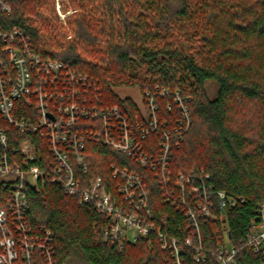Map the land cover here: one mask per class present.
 <instances>
[{
	"label": "trees",
	"instance_id": "trees-1",
	"mask_svg": "<svg viewBox=\"0 0 264 264\" xmlns=\"http://www.w3.org/2000/svg\"><path fill=\"white\" fill-rule=\"evenodd\" d=\"M8 1L11 13L0 10L4 33L18 28L43 58L95 78L105 103L131 117L140 107L117 89L138 87L143 95L154 94L156 87L180 91L192 122L173 147L171 179L208 174L214 190L238 201L226 209L215 205L208 218L200 219L198 233L180 207L165 202L155 174L143 168L156 228L181 241L183 264H218L212 251L226 241L238 248V264H264V257L244 242L257 204L264 201V0H63L67 9H76L67 22H60L51 0ZM5 46L0 37V61L8 58ZM209 81L218 84L214 98L206 89ZM157 99L161 118L180 116L177 106L167 111L170 98ZM5 126L0 113V129ZM8 135L9 152L22 141L39 139L15 128ZM42 144L35 161L41 167L49 158ZM88 147V176L102 174L114 182L109 164L120 154L102 144ZM25 215L33 230L43 226L55 233L58 264H175L155 232L123 246L105 241L98 231L110 220L92 204L79 205L50 180L28 185ZM198 235L207 252L200 262L195 249L184 244L189 236L197 243Z\"/></svg>",
	"mask_w": 264,
	"mask_h": 264
},
{
	"label": "built area",
	"instance_id": "built-area-1",
	"mask_svg": "<svg viewBox=\"0 0 264 264\" xmlns=\"http://www.w3.org/2000/svg\"><path fill=\"white\" fill-rule=\"evenodd\" d=\"M0 10L10 14V2L0 0ZM0 37L8 56L0 61V113L6 120L0 129V264H58L55 233L43 226L33 230L25 215L28 185L36 187L46 180L76 197L79 205H94L110 220L97 230L105 241L123 246L155 232L162 247L171 250L175 264H183L181 241L156 228L147 176L140 169L155 174L165 202L180 207L189 228L198 233L200 219L208 218L215 205L226 209L238 200L224 190H214L208 174L181 173L175 182L171 179L173 147L192 122L180 91L167 87H156L154 94L146 91L144 107L131 117L118 105L105 103L95 78L36 53L20 29L4 33L0 28ZM158 96L170 98L165 102L167 111L177 106L180 116L161 118ZM11 128L39 139L22 141L9 152ZM41 144L49 154L42 167L35 163ZM89 144H102L120 154L109 164L114 182L102 174L88 176ZM198 239L196 243L189 236L184 244L195 249V260L200 262L207 252L199 235ZM244 242L264 257V201L257 204ZM237 254L238 248L229 241L212 251L218 264H238Z\"/></svg>",
	"mask_w": 264,
	"mask_h": 264
},
{
	"label": "rangeland",
	"instance_id": "rangeland-1",
	"mask_svg": "<svg viewBox=\"0 0 264 264\" xmlns=\"http://www.w3.org/2000/svg\"><path fill=\"white\" fill-rule=\"evenodd\" d=\"M51 1L55 3L54 7L60 22L61 21L67 22L68 15H70L73 11L76 10L73 6L70 7L71 10H68L70 8L67 9L65 7V2H63V0H51ZM100 1L101 0H96L95 3H100ZM118 27H120V30L122 31V26H118ZM206 89L209 97L214 98L218 93V84L215 81H209L206 85ZM116 91L122 97L130 96L138 104L139 107L141 108L144 107V95L138 87H122L117 89Z\"/></svg>",
	"mask_w": 264,
	"mask_h": 264
}]
</instances>
